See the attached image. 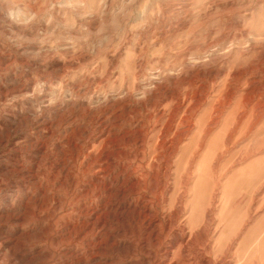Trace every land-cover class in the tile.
Segmentation results:
<instances>
[{
  "label": "rangeland",
  "instance_id": "1",
  "mask_svg": "<svg viewBox=\"0 0 264 264\" xmlns=\"http://www.w3.org/2000/svg\"><path fill=\"white\" fill-rule=\"evenodd\" d=\"M168 2L176 32L190 0ZM207 2L221 39L244 44L230 72L186 61L146 103L100 108L83 90L42 107L47 85L9 104L64 63L17 47L0 11V244L15 264H264V0Z\"/></svg>",
  "mask_w": 264,
  "mask_h": 264
},
{
  "label": "clouds",
  "instance_id": "2",
  "mask_svg": "<svg viewBox=\"0 0 264 264\" xmlns=\"http://www.w3.org/2000/svg\"><path fill=\"white\" fill-rule=\"evenodd\" d=\"M0 11L30 33L15 37L17 47L36 45L31 56L41 64L53 58L64 63L53 81L35 74L32 90L13 95L9 104L42 95L46 85L50 92L42 107L76 98L81 90L94 108L109 102L146 103L156 82L179 78L186 61L230 72L244 47L242 41L221 39L220 10L207 0H190L184 26L176 32L171 23L175 7L168 0H113L111 5L104 0H0ZM94 14L101 23L89 31L82 21ZM0 264H15L11 246L0 244Z\"/></svg>",
  "mask_w": 264,
  "mask_h": 264
},
{
  "label": "bare ground",
  "instance_id": "3",
  "mask_svg": "<svg viewBox=\"0 0 264 264\" xmlns=\"http://www.w3.org/2000/svg\"><path fill=\"white\" fill-rule=\"evenodd\" d=\"M155 227V226H154Z\"/></svg>",
  "mask_w": 264,
  "mask_h": 264
}]
</instances>
